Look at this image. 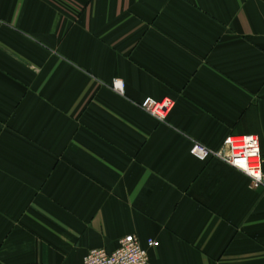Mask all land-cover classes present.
I'll return each instance as SVG.
<instances>
[{
    "label": "crops",
    "instance_id": "0c3cea01",
    "mask_svg": "<svg viewBox=\"0 0 264 264\" xmlns=\"http://www.w3.org/2000/svg\"><path fill=\"white\" fill-rule=\"evenodd\" d=\"M229 136L264 160V0H0V264H264V189L190 154Z\"/></svg>",
    "mask_w": 264,
    "mask_h": 264
},
{
    "label": "built area",
    "instance_id": "2783aa9c",
    "mask_svg": "<svg viewBox=\"0 0 264 264\" xmlns=\"http://www.w3.org/2000/svg\"><path fill=\"white\" fill-rule=\"evenodd\" d=\"M114 89L124 93V84L115 80ZM175 107L169 98L157 101L147 98L140 104L141 110L159 122H167ZM191 156L200 162L217 159L244 173L250 178L253 189H264V160L261 156L260 140L257 136H229L219 150H211L201 144H194ZM148 247L157 249L160 243L154 239L147 241ZM84 264H150L149 255L140 240L129 235L121 239L118 248L109 253L106 250H91L84 258Z\"/></svg>",
    "mask_w": 264,
    "mask_h": 264
}]
</instances>
